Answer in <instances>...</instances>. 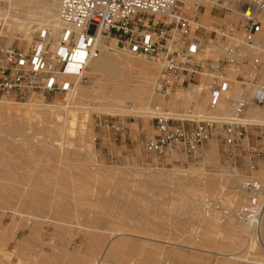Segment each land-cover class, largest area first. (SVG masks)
Instances as JSON below:
<instances>
[{"label":"rangeland","instance_id":"rangeland-1","mask_svg":"<svg viewBox=\"0 0 264 264\" xmlns=\"http://www.w3.org/2000/svg\"><path fill=\"white\" fill-rule=\"evenodd\" d=\"M217 1L214 2L215 6L208 0L183 2L186 3L185 13L193 11L195 3L205 8L199 23L216 32L215 42L207 47L208 57L212 60L223 57L230 39L226 34V38H223L222 32L227 31L230 24L235 27L232 41H237L239 45L246 42L241 40L243 34L237 29L240 18L235 4L238 0ZM210 11L209 15L214 14V17L208 15ZM205 15L209 16L206 23L203 22ZM4 32L6 34L0 36V44H14L26 49L31 42L23 40L21 34L14 37L8 25L4 26ZM94 32L95 26L91 25L88 34L93 35ZM34 35L30 36V40ZM51 35L54 41L57 36ZM107 41L103 39L102 42L104 44ZM237 47L234 58L237 65L228 73L231 80L230 92L219 100L217 107L230 103L227 98L236 100L242 93L248 96L257 86L264 84V58L259 59L261 66L254 71L252 66L257 56L255 58L242 53L240 46ZM129 56L137 59L128 66L133 83L137 82L136 76L142 72L144 63L140 59L155 66L157 64L146 57L133 54ZM236 75L238 79L235 78ZM209 83L210 79L207 77L187 79L183 76L181 84H175L164 100L167 101L173 95L185 96L196 90V103L199 104L204 99L208 104L206 87ZM79 84L85 88L86 98L80 100L73 96L71 99L74 103V112L71 114L74 115V121L71 125L73 134L70 136L71 142L77 146V152L70 158H58L51 155L48 149L40 150L35 145L37 140L35 143L30 140L21 144L8 139L10 137L5 136L4 129L8 124L7 117H16L18 112H0V264H138L152 248H157L160 254L155 264H222L225 261L222 255L228 248H232L234 253L245 254L248 258L256 252L255 248L251 249L252 254L247 251V231L240 235L238 229L234 228L228 234L221 225L231 220L228 217L230 212L234 213L246 202L249 193L242 188L244 184L261 183L262 180L257 178L260 175L264 180V124L247 119V111L244 110L242 122L246 125L245 134L233 150L228 148L225 131L216 123L212 125L210 136L196 155L178 154L170 159H158L145 151V141L154 134L153 120L156 115H119L94 110V106L103 105L105 100L102 97L109 93V87L100 88L97 83L88 79ZM68 94L32 98L43 104L63 105L68 102ZM95 99L102 101L97 102ZM2 101L14 104L29 102L14 98H2L0 102ZM189 105H186L189 110L198 109ZM230 109L231 106L228 117L231 115ZM204 112H207L208 117L203 114L200 121L223 120L214 109H204ZM42 116L38 117V120H42V124H37L38 129L40 125L55 127L53 118ZM181 120L197 122L196 119ZM183 123L186 127L189 126V123ZM34 130L38 131L28 129L27 132L32 133ZM79 135L83 136L82 141L78 139ZM73 142L71 144L74 145ZM37 145H40L39 142ZM175 168L180 172L173 171ZM6 173L15 175L13 177L16 178L4 179ZM3 179L10 182H4ZM27 179L39 184L35 187L46 196L47 201L33 210L23 209L21 206L19 208V204L16 206L12 199L5 201L6 192L24 189L20 184L27 182ZM204 180L212 181L213 186L206 185ZM235 181H239V184ZM51 182L54 185H50ZM242 190L248 193L247 197ZM60 196L65 200L64 213L67 217H60L56 213L55 203ZM192 196L195 197L194 200ZM98 197L110 199L106 198L109 202L102 204ZM206 203H210L211 207H207ZM10 209L15 210L14 214L10 213ZM16 210L20 212L17 213ZM97 214H100V220L94 225L91 217ZM206 223H209L208 226ZM209 226L212 230L208 229ZM115 228L116 231L123 230L114 235L111 230L115 231ZM204 229L209 232L214 229L212 234L207 231V235L211 237L206 235ZM208 237L212 238V243ZM116 259L120 262L116 263Z\"/></svg>","mask_w":264,"mask_h":264},{"label":"built area","instance_id":"built-area-1","mask_svg":"<svg viewBox=\"0 0 264 264\" xmlns=\"http://www.w3.org/2000/svg\"><path fill=\"white\" fill-rule=\"evenodd\" d=\"M208 1L213 4L217 0ZM179 6L185 7L180 0H59V32L54 41L50 31L42 28L26 49L0 44V99L28 101L32 97L66 95L74 90L75 83L85 81L89 63L103 50H121L159 65L156 92L163 97L175 84H181L183 76L209 78L208 102L210 108H216L219 100L230 92L228 73L237 65L234 59L237 43L232 41L235 27L230 24L222 32L230 43L221 59L212 60L207 45L196 34L201 28L195 17L200 5H193L191 15ZM235 6L240 18L237 29L243 34L241 40L251 45V40L264 28V0H238ZM91 25L95 26L93 35L88 34ZM209 31L216 36L215 31ZM99 38L108 41L103 44ZM260 66L254 61L252 69L256 71ZM235 78L238 79L237 75ZM252 99L255 103L264 102V86L256 87ZM227 100L231 105L230 118L218 122L156 115L154 134L145 141L146 153L158 159L196 155L216 123L225 131L228 148L233 150L245 134L242 116L246 102L243 98ZM244 189L249 196L235 211V217L240 222L251 221L256 228L262 209L256 198L259 188L253 183L244 185Z\"/></svg>","mask_w":264,"mask_h":264},{"label":"bare ground","instance_id":"bare-ground-1","mask_svg":"<svg viewBox=\"0 0 264 264\" xmlns=\"http://www.w3.org/2000/svg\"><path fill=\"white\" fill-rule=\"evenodd\" d=\"M1 4L5 5V6L3 7ZM58 5H59V0H0V27H1L0 36H5L6 33L4 32V26H6V25H8L11 28V33L14 37H19L21 34L23 36L21 38H23V40H25L26 42H30V41L32 42L33 38H32V40H30V36L32 34H35V32H37L39 29H42V28L48 29L51 34H54L55 36H57L58 32H59V24L57 21ZM234 17H235V15H234ZM99 40L102 41L103 39L99 38ZM251 41L253 42V45L250 46L246 42H242V43H240L241 46L239 48H240L242 53H245L251 57L255 56V58L257 56V60H255V61H257L260 64L259 59L264 58V28L262 29L261 33L257 34ZM231 43H233V42H231ZM236 43H237V41H236ZM29 44H27V45H29ZM236 45L238 46V43ZM102 53H101L102 55L98 56L97 58H95L94 60H92L89 63L87 70H86V73H85V78L90 80L93 83H97L99 85L98 87H100V88H102L103 86L109 87L108 88L109 93L102 97V100H105L104 102H102L103 105L100 106L98 104L99 106L98 105L94 106V110L103 111L105 113H111V114H119V115H131V114L140 115L141 114V115L154 116L157 114H166V115H169L170 117L174 118L175 120L176 119L181 120V118H187V119H196L197 122L201 120L200 118H203V114L207 115V112L203 113V111H204V109L210 108L209 102L207 101L208 102V104H207L206 101L203 99L201 101V103L197 104L196 103V99H197L196 90H192L191 92L187 93V95H185V96H180V97L177 95L169 96V99L167 101L164 100L165 97L160 96V94H158L156 92L157 83H156L155 77H157L158 72L160 70L158 64H156V66H155V64H153V63L152 64L151 63H145L144 60L138 59L139 61H142L144 64L142 67V72H140L136 76L137 82L133 83V76L131 78V75L129 74L130 71H128L129 70L128 66H130L137 59L132 58V56H129L128 52H122L121 53V52H118L117 50H115L113 52H108L107 50H103ZM251 60H254V59H251ZM154 80H155V82H154ZM72 81L74 82V79H72ZM262 82H264V81H262ZM79 83L80 82L75 83L74 90L72 92H70L69 94L67 93L68 94V97H67L68 102L66 104L64 102L63 105L43 104L41 102H38L34 98H31L29 100V102L26 104L25 103L24 104H19V103L14 104V103H10L8 101L7 102L6 101L0 102V110H2L0 112L6 113V111H3V110H7V111L12 110L11 112L15 111V112H18V114H20V115L17 114L16 117L13 115L11 116V118L7 117L8 124L6 125L7 127L5 126V128H4V129H6V132H5L6 135L5 136H9L10 138H8V139H10V140L13 139V141L15 140L17 142H20L21 144L22 143L25 144L26 142H29L30 140H33L34 143L38 141L40 145H37L38 142L35 145L40 147V150H44V149L47 150L48 149L50 151L51 155L56 156L58 158H63V157L64 158L65 157L70 158L71 155H74L77 152L76 151L77 146L75 145V143L73 141L72 142L74 143V145L71 144L72 138L70 136L71 134H73L72 130H71V129H73L72 128L73 126L71 127V125H73L72 123L74 121V119H73L74 115L71 116V114H73V112H74L72 110V109H74L73 108L74 103L71 102V99L73 98V96H77L80 100L86 98V96L84 94L85 88L83 86H81V84H79ZM263 86H264V84H263ZM253 92L250 95L248 94V96H247V94L242 93L239 95L238 98H243L246 102V106H245L244 110L247 111V115H248L247 119H249L250 121L257 122L259 124H264V102L263 103H255L252 99ZM96 99L98 100V97ZM99 101H97V102H99ZM187 104H190V105H192L198 109L197 110H189V107L186 108ZM229 104L230 103H228L227 105H229ZM227 105L225 106L223 104L217 108H210V109L216 110L219 117H221L223 120H225V119L230 118L228 116H229V108L231 105L229 107ZM92 106H93V104H92ZM80 107H78V109ZM89 108H91V106ZM230 112H231V109H230ZM243 113H244V111H243ZM41 115L53 118V120L55 122V127L50 128V127H46V126L44 127V125H42L43 126V128H42V126L40 125L41 129L40 128L38 129L37 124L38 123L42 124V122H41L42 120H38V117H40ZM8 116H10V115H8ZM206 117H208V115ZM243 120H244V118L242 119V121ZM38 121H40V122H38ZM28 129H30V130L31 129H37L38 131L34 130L32 133H28L27 132ZM81 132H82V130H81ZM81 135L78 136L79 137L78 139L82 141L81 137H83V136H81ZM85 136L86 135H84V137ZM35 140H37V141H35ZM77 142H79V141H77ZM27 144H29V143H27ZM30 145H32V142ZM80 152H81V150H80ZM173 171L180 172V170H176V168ZM7 173L5 176H3L4 179L8 178V180H10L11 177L15 176V175H13V176L9 175ZM154 173H156V172H154ZM157 173H159V172H157ZM261 173H263V172H261ZM262 177H263L262 175L257 177L258 179L260 178V180H262L261 183H259V184L257 182L254 183L259 188V190L257 191V194H256V198H257V201L259 202V205L262 206L261 213H260V218H261L260 225L256 228H254V227H252L251 221H249L248 223L238 221L236 219V217H234L235 212L233 213V211L228 214V217H229V219L231 218V220L228 221L227 223H225V225H223V224L221 225V226H223L222 227L223 231L225 230L226 233H228V232L231 233L232 229H234V228L238 229V231L240 232L238 234H240V235H241V232L245 233V231H247L246 233L248 234V238L246 237L247 243H245V245L247 244V251L249 254H252L250 251H252L251 249L255 248L254 250H256V252L253 253L252 256L249 255L250 257L248 258L247 255L244 254V256H243L242 253H241L242 255L234 253V251H232V248H231V250H229V248H228L227 251L225 250L227 253L225 252V254L223 253V255H222L224 257L223 259H225V261H223L222 264H264V189H262V187L264 186V180L261 179ZM15 178L16 177H13V179H15ZM29 180L27 179V180H25L27 182L20 184L21 186L24 187V189H22V190L21 189L20 190L12 189L10 191L8 190L6 192V195H5V201H9L10 199H12L15 201L16 206H17V204H19L18 207L21 206V208H23V209H30V210H33L34 207H38L40 205L46 204V202H47L46 196H44V194H42L41 191H39V189L36 188L37 185H39V184L36 182L32 183L33 181L30 182L31 180L30 181ZM5 181L6 180H4V182ZM9 182H7V183H9ZM238 182H236V184ZM1 183H3V182H1ZM39 183L41 184V182H39ZM246 183L244 185H246ZM252 183H250V184H252ZM13 184H14V182H13ZM17 184L18 183H16V185ZM52 184L54 185V183L51 182L50 185H52ZM205 184L213 186L212 181H205ZM46 185H47V183H46ZM119 186H120V184H119ZM242 188H244V187H242ZM243 191L244 190H242L241 192L243 193ZM244 193H245L244 194L245 197H247L248 193L246 194V191H244ZM99 197H101V196H99ZM53 198H55V197H53ZM59 198L60 199L58 201H56V203H55L57 205V207L55 206L57 208L56 213L58 212L59 214L57 213V215H59L60 217H67V215L64 213V211H65V207H64L65 206V200H63L61 198V196ZM98 198H97V200H98ZM106 198L107 197H105L104 199L99 198L100 199L99 201H101L102 204L104 202H106V203L109 202V200L107 201ZM194 198L195 197H193V200H194ZM107 199H110V198H107ZM52 200H54V199H52ZM74 200H75V198H74ZM76 201L77 200H75V202ZM3 204H5V203H3ZM13 209H10V213L12 212L14 214L15 210H13ZM16 212L18 213L20 211L16 210ZM32 214H33V212H32ZM233 219H235V220L232 221ZM99 220H100V214H97V215H94L93 217H91L92 224H94V225L96 223H98ZM208 224H207V226H208ZM145 227H147V226H145ZM116 228H115V231L110 229L114 235L118 231L123 230V229H119V228H121V226L118 228L119 230H117V231H116ZM148 228H149V226H148ZM167 228H169V227H167ZM211 228L212 227L209 226L208 229L212 230ZM127 229H125V230L127 231ZM145 229H147V228H145ZM208 229L207 230L204 229L206 232L204 230L203 231L206 233V235L209 233L212 234L211 232H213L214 229L211 232H209ZM128 230H130V229H128ZM207 231L209 233H207ZM235 231H234V233H235ZM121 232H119V233H121ZM124 232H122V233H124ZM174 232H172V233H174ZM244 233H242V234L244 235ZM113 234H112V236H113ZM240 235H238V237H242ZM207 236H210V235H207ZM226 236H227V234H226ZM210 237H208V238H210ZM232 237L230 239L234 238V237L233 238ZM238 237L236 236L235 238H238ZM244 237H245V235H244ZM244 237H242V238L244 239ZM202 238H206V237H202ZM242 238H241V240H242ZM193 240H195V239H193ZM211 240H212V238H210V242H211ZM237 241H238V239H237ZM241 242H243V241H241ZM241 242L239 244H241ZM205 243H208L207 240L205 241ZM236 247H238V246H236ZM254 250H253V252H254ZM158 253L159 252H157V248H155L154 250L152 248V251H149L148 253H146V257L144 258L143 262L140 264H155L157 257L160 256V254H158Z\"/></svg>","mask_w":264,"mask_h":264},{"label":"crops","instance_id":"crops-1","mask_svg":"<svg viewBox=\"0 0 264 264\" xmlns=\"http://www.w3.org/2000/svg\"><path fill=\"white\" fill-rule=\"evenodd\" d=\"M183 3V2H182ZM185 5V4H184ZM212 5H214V3L212 4ZM186 7V6H185ZM185 7H181V6H179V8H182V11L184 12V8ZM202 6L200 5L199 6V8L197 9V13H196V15H195V17H196V20H197V22L199 23V19L202 17V15H203V13H204V11H205V8H201ZM202 9V12L200 11ZM189 10V9H188ZM194 11V10H193ZM193 11H190V13H186L187 15H191V12H193ZM185 13V12H184ZM211 13V11L208 13V15ZM205 15L204 17H203V22H208L209 21V16H212V17H214V14H211V15ZM200 24V23H199ZM196 34H197V36L199 37V38H201L202 39V41H204V43L207 45V47H208V45H211V44H213L214 42H215V39H216V36L213 34V33H211L209 30H208V28H205V27H203V26H201V28H199L197 31H196ZM238 46H241V45H239L238 44ZM251 46V45H250ZM149 252V251H148ZM147 253V252H146ZM143 260L144 259H141L139 262H138V264H140V263H142L143 262ZM118 261V262H117ZM116 263H119L120 261L119 260H117L116 259V261H115Z\"/></svg>","mask_w":264,"mask_h":264}]
</instances>
